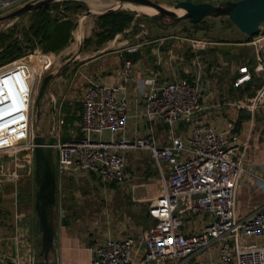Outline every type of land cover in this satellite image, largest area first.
<instances>
[{"label":"built area","instance_id":"built-area-1","mask_svg":"<svg viewBox=\"0 0 264 264\" xmlns=\"http://www.w3.org/2000/svg\"><path fill=\"white\" fill-rule=\"evenodd\" d=\"M27 1L0 0V15ZM179 39L196 54L191 81L155 76L141 80L137 87L142 107L131 115L122 86L86 77L79 98L78 134L60 140L57 131L52 132L55 187L67 175L77 178L92 174L102 184L123 182V154L128 151L147 152L158 174V192L147 204L152 221L136 236L102 238L91 247L86 264H166L177 259L182 264L199 253L205 255V264H264V208L243 215L235 207V191L243 172L236 135L215 131L201 117V99L209 93L212 81L204 76L198 52L214 43L204 38ZM247 43L253 64L235 66L232 86L241 87L253 78H259L260 85L252 97L231 101L230 105L236 110L259 106L264 117V28L259 27ZM131 51L133 48L127 47V52ZM120 70L122 79L128 80L130 60L122 59ZM29 79L28 66L21 59L0 66V114H9L0 122V156L21 148L29 151L25 158L12 157L0 182L16 180L21 168L25 174L33 170ZM131 116L161 124L166 130L165 141L156 143L150 126L129 138L127 121ZM56 122L61 125L62 118L58 116ZM57 214L60 219L62 209ZM192 216H198L196 229L182 232ZM37 260L30 252L24 257L14 256L11 264Z\"/></svg>","mask_w":264,"mask_h":264},{"label":"crops","instance_id":"crops-1","mask_svg":"<svg viewBox=\"0 0 264 264\" xmlns=\"http://www.w3.org/2000/svg\"><path fill=\"white\" fill-rule=\"evenodd\" d=\"M100 1L103 5L107 4L106 0ZM164 39L160 38L152 46L136 43L132 46L131 52H127V48L118 47L113 50L114 54L111 56H106V52L99 50L94 56L78 58L81 62L76 70H89V77H95L103 84L122 86L128 112L131 115L136 114L142 107V98L137 87V83L141 80L155 76L159 79L180 78L191 81L194 77L193 59L196 54L184 41L183 51L189 55H183V51L176 48L168 47L161 50L158 45ZM213 43L209 48L215 47V49L207 48L198 52L204 66V76L212 81L209 93L203 94L201 99L203 107L201 117L210 123L215 131L227 130L236 135L235 142L242 157L243 172L235 191V207L238 213L244 215L255 208H264V188L261 187L264 182V117L263 110L259 106L236 110L230 102L252 97L260 85V80L258 83L256 78H253L252 84L247 88L244 85L233 87L235 66L250 61L252 49L243 40L214 41ZM245 45L246 48H244ZM237 47L244 48L245 56L237 55ZM75 59L77 60V56ZM97 59L101 61L95 66L92 62ZM122 59H128L131 62L132 71L128 80H123L121 77ZM28 71L30 74L29 68ZM2 103L3 101L0 105ZM8 117V113L0 114V122ZM127 122L129 138L142 133L150 126L151 136L156 143L166 139V130L159 123L141 122L134 116H131ZM140 152L144 151H128L123 154L126 178L130 175L131 181L127 179L119 183L104 184L99 181H88L87 184H81L72 176L60 178L55 187L56 222H53V238L48 259L60 264H86L91 247L102 238L136 236L150 223L147 204L158 189L153 185L155 178L152 173L154 172L145 164L149 163L148 160L146 162L143 159L134 158ZM9 167L10 164L0 169V176L5 175ZM131 167H134L132 174L128 173ZM9 185L3 180L0 182V264H11L14 256L24 257L30 252L34 253L29 238L32 237L35 242L37 234L39 237L32 204L23 199V211H21L19 209L21 205L16 203L14 192L10 190ZM79 200H96L98 207L90 211L87 208L79 209ZM106 205L108 208L112 207V212L110 208L107 211ZM59 208L62 209L61 217H64L65 224H61L58 217ZM85 216L91 218L90 224L93 229L91 241L79 230L81 226L77 217ZM197 218L198 216H192L187 222V227L181 228L182 232L187 233L193 227L196 229L194 221ZM205 259V255L199 253L182 264H205ZM174 263H179V260H172L166 264Z\"/></svg>","mask_w":264,"mask_h":264},{"label":"rangeland","instance_id":"rangeland-1","mask_svg":"<svg viewBox=\"0 0 264 264\" xmlns=\"http://www.w3.org/2000/svg\"><path fill=\"white\" fill-rule=\"evenodd\" d=\"M157 1H160L161 6L172 9V4L176 0ZM101 2L102 1L100 0H54L45 5L48 6V13L50 16L58 19H67L69 22L73 23V26L68 33L66 45L55 53L42 54L40 51L41 40L38 39V37L33 38L30 35L25 34V32L29 31L28 24L30 22L31 12L34 10L26 13L17 21L15 19L0 21L1 47L12 40L18 41L17 53L19 54L13 60L21 59L25 61L30 70L29 83H31L32 94L31 129L33 132L36 131L40 134L48 135L57 131L60 140H66L71 135L77 133L79 98L85 85V78L90 75L89 70H76L77 65L81 62L78 58L94 56L99 50L106 52V56H111L114 54L113 50L118 49V47H132L136 43H142V46H152L154 43L158 42L160 38L165 39L162 40L160 45H158L159 49L163 50L170 47V49L176 48V50L183 51V44L185 43L183 41L181 42L179 38H204L212 42L216 40L228 42L245 39V43H247L251 37L247 38V36L239 32L237 28L224 17L203 19L197 22H191L189 19L185 18L179 20L175 25L163 28V22H168V19H163L162 22L157 23L146 22L143 18L148 16V13L135 9L133 12L132 9L122 4L120 6L110 5L111 1L109 0L105 1L107 3L105 5ZM106 8H111V10H109L111 12H124L129 15V20L121 26V29L115 31L111 35H109L111 31L109 32L108 29L104 28V25L98 19L99 15L107 12L104 11ZM86 11H90V13L85 14ZM5 13L7 12L5 11ZM259 27L264 28V21L260 23ZM76 33H78V35H76ZM27 38H30V40ZM246 47L247 46L245 45L244 48ZM78 48L79 51L77 53ZM244 48L237 47V55L245 56L246 52ZM35 51H38L39 54L37 55ZM211 52H213V50H211ZM182 53L183 55H189L185 51ZM73 54H76L77 60L75 59L60 69L62 63ZM100 61L101 59H97L95 62H92V64L95 66L99 65ZM6 63L3 62L1 64L4 65ZM247 64H253L252 58ZM48 73H51L52 76L44 89L43 94L37 100L36 94L39 82L41 78ZM259 80V78H256L258 83ZM50 100L53 102V113L50 111ZM1 101L2 99H0V102ZM65 115L69 116L70 120H64L63 117H65ZM58 116L62 118L63 122L61 125H56ZM28 155L29 151L24 148L19 149L16 153H3L0 156V169H4L10 164L13 156L25 158ZM134 158H138L139 160L143 159L146 162L148 160L149 163L145 164L147 168L154 172L152 173L155 178V181L153 179V185L158 189V174L155 171L154 166H152V161L148 153L140 152ZM133 171L134 167H131L128 173L132 174ZM149 172L151 173V171ZM3 177L4 176L1 175L0 179H3ZM130 178L129 175L128 178L125 177V180ZM32 179V173L25 174L21 168L20 175L16 180H3L10 184V190L14 192L16 203H20L21 207H19V209L21 211H23L22 205L24 204V200H28V202L32 204ZM76 179L78 182H81V184H87L88 181H98L92 174L80 176ZM131 180L132 179H130V181ZM78 203L79 209L87 208L90 211L98 207L96 200H79ZM105 207L107 211L110 208L112 212V207L108 208V205ZM56 210L55 201L52 209V221L54 223L56 222ZM77 219L81 226L79 228L80 232L85 233V238H89L90 240L91 236H93L90 216H85L84 218L77 217ZM151 221L152 220L149 219V222ZM31 238L32 237L29 239L34 248V256L35 258L40 259L41 257L38 253V234L35 242L34 239Z\"/></svg>","mask_w":264,"mask_h":264},{"label":"water","instance_id":"water-1","mask_svg":"<svg viewBox=\"0 0 264 264\" xmlns=\"http://www.w3.org/2000/svg\"><path fill=\"white\" fill-rule=\"evenodd\" d=\"M54 0H30L20 6L0 15L1 20L15 19L16 21L26 13L39 7H43ZM120 6L122 3H133L151 6L155 12L144 17L143 20L150 23L163 22L162 27L166 28L175 25L181 19H189L197 22L201 19H214L224 17L239 32L245 36H252L264 21V0H218L214 3L200 0H176L172 4V9L165 8L151 0H112ZM175 9L182 12L176 14ZM106 8L104 11H109ZM134 12L135 10L132 9ZM90 13L86 11L85 14ZM79 48L77 50V53ZM76 54L68 57L60 69L72 62ZM52 74L44 75L38 85L36 99L43 94ZM50 111L53 113V102L50 100ZM55 137L52 133L48 135L40 134L36 131L32 136V178L36 185L32 209L34 211L39 232V255L40 259L33 264H54L48 260V253L52 245L53 221L52 209L55 204V174L53 163V143ZM61 224H65L64 217L60 218Z\"/></svg>","mask_w":264,"mask_h":264},{"label":"trees","instance_id":"trees-1","mask_svg":"<svg viewBox=\"0 0 264 264\" xmlns=\"http://www.w3.org/2000/svg\"><path fill=\"white\" fill-rule=\"evenodd\" d=\"M98 19L104 25V28L108 29L109 32L111 31V33L108 32L109 35H111L115 31L121 29V26L129 20V15L124 12L107 11L104 14L99 15ZM72 26L73 23L69 22L67 19H58L50 16L48 13V6H44L31 12L30 22L28 24V30L30 32L27 31L25 34H28L33 38L38 37V39L41 40L40 51L42 54L55 53L66 45L68 33ZM249 37L250 36H247V38ZM27 39L30 40V38ZM243 41H245V39H243ZM17 43L18 41L12 40L7 44L2 45V47L0 44V66L3 65L1 64L3 62L6 63L15 59L19 54L17 53ZM209 49H215V47ZM252 81L253 79L246 82L244 86L247 88V86L252 84ZM63 118L64 120H70V117L67 115H65ZM76 134H78V128ZM32 184L33 192L31 196L33 200L36 189L33 179Z\"/></svg>","mask_w":264,"mask_h":264},{"label":"bare ground","instance_id":"bare-ground-1","mask_svg":"<svg viewBox=\"0 0 264 264\" xmlns=\"http://www.w3.org/2000/svg\"><path fill=\"white\" fill-rule=\"evenodd\" d=\"M122 5L130 8V9L139 10L141 12L143 11V12L148 13V14H152L155 12V10L151 6H148V5H139V4H133V3H122ZM174 12L176 14H178V13L182 12V10L181 9H175ZM76 35H78V33H76Z\"/></svg>","mask_w":264,"mask_h":264}]
</instances>
